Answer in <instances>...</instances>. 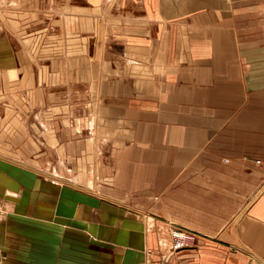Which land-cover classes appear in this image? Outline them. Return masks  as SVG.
I'll list each match as a JSON object with an SVG mask.
<instances>
[{
  "label": "crops",
  "instance_id": "obj_1",
  "mask_svg": "<svg viewBox=\"0 0 264 264\" xmlns=\"http://www.w3.org/2000/svg\"><path fill=\"white\" fill-rule=\"evenodd\" d=\"M160 263L264 264V0H0V264Z\"/></svg>",
  "mask_w": 264,
  "mask_h": 264
},
{
  "label": "built area",
  "instance_id": "obj_2",
  "mask_svg": "<svg viewBox=\"0 0 264 264\" xmlns=\"http://www.w3.org/2000/svg\"><path fill=\"white\" fill-rule=\"evenodd\" d=\"M171 245V251H179L181 249L191 247L194 245V241L198 238L196 233L178 229L177 227H171L169 230Z\"/></svg>",
  "mask_w": 264,
  "mask_h": 264
},
{
  "label": "rangeland",
  "instance_id": "obj_3",
  "mask_svg": "<svg viewBox=\"0 0 264 264\" xmlns=\"http://www.w3.org/2000/svg\"><path fill=\"white\" fill-rule=\"evenodd\" d=\"M178 228V227H177ZM178 229H181V228H178ZM182 230V229H181ZM167 240V237L165 238V241ZM169 241H170V245H171V239H170V234H169ZM197 242V239L194 241V244ZM161 264V263H160ZM256 264V263H254Z\"/></svg>",
  "mask_w": 264,
  "mask_h": 264
}]
</instances>
